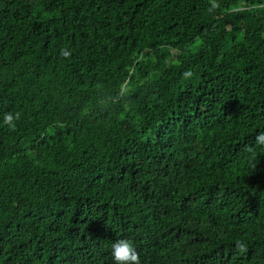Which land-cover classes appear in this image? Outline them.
Returning a JSON list of instances; mask_svg holds the SVG:
<instances>
[{"label": "trees", "instance_id": "trees-1", "mask_svg": "<svg viewBox=\"0 0 264 264\" xmlns=\"http://www.w3.org/2000/svg\"><path fill=\"white\" fill-rule=\"evenodd\" d=\"M261 132L264 0H0V264H264Z\"/></svg>", "mask_w": 264, "mask_h": 264}, {"label": "clouds", "instance_id": "clouds-1", "mask_svg": "<svg viewBox=\"0 0 264 264\" xmlns=\"http://www.w3.org/2000/svg\"><path fill=\"white\" fill-rule=\"evenodd\" d=\"M61 54L63 56L70 55V53L65 49H61ZM184 76L191 77V70L186 71ZM20 117L21 114L19 112L5 113L3 116V125L7 126L9 130L14 131L16 129V122L20 119ZM256 144L264 147V132L257 135ZM245 150L252 153L253 157H255V149L252 146H247ZM237 247L244 250V246L239 241L237 242ZM111 252L115 264H140V254L133 241L127 238L114 241L111 244Z\"/></svg>", "mask_w": 264, "mask_h": 264}]
</instances>
